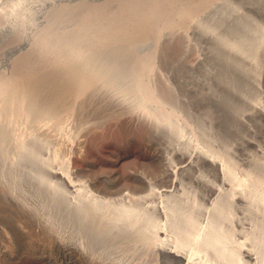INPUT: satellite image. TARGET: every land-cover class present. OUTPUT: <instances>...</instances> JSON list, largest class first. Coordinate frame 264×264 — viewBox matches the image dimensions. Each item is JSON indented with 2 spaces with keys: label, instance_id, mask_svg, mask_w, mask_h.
<instances>
[{
  "label": "rangeland",
  "instance_id": "1",
  "mask_svg": "<svg viewBox=\"0 0 264 264\" xmlns=\"http://www.w3.org/2000/svg\"><path fill=\"white\" fill-rule=\"evenodd\" d=\"M149 1L0 0V18L3 21L4 18L17 21L16 23L22 26L20 28L18 25L21 34L25 32L26 37L44 36L43 33L49 31L54 38L53 48L48 50V53L47 50L43 53L45 57L42 55L44 51L42 47L34 51L32 47L29 48L30 45L19 48L21 50L11 49L6 54H0L3 55L0 57V77H14L16 72L18 75L23 73V76L38 74L39 66L42 71L39 73L40 77L47 71L48 75L46 72L42 77L60 75L58 78L62 79L65 75L64 70L71 71L73 65L68 63L67 66L65 60H60L63 54L64 58L67 57L66 55L72 56L71 53L66 54L61 51L67 52L66 48L71 47L69 49L71 51L77 47L78 54L73 53L74 60L78 63L84 61L81 64L90 61L93 71L95 67L96 71L98 68V72L102 69L103 74L105 73L100 74L105 80L101 78L99 81L104 85L101 83L100 87V83L97 82L94 84L95 87L92 86L95 93L92 87L91 92L89 91L97 101L89 96L88 92L90 98L86 95L85 102L102 101L101 95L107 92L119 98L123 96L122 99L126 101L127 99L141 101L143 92L140 91L143 90H140L142 85L138 82L142 80L148 82L150 78L148 84L151 82V86H156L154 82L159 85L163 80L177 90L174 89L173 93L175 95L177 92L178 96L177 94L168 96L167 98L171 100L167 101L166 105L169 110L174 111L175 108L174 117L184 125L181 126L184 127L182 136L179 134L181 130L178 129L174 132L176 138L173 137L174 135L172 137L162 135L163 138L159 136L156 141V137L155 143L151 144L144 138L147 135L145 133L147 123L141 122L144 126L139 124L141 128L145 127V130L141 129L137 122L138 135L136 128L135 130L138 142L131 145L125 140L122 130L123 125V129L131 126L130 119L121 121V124L112 119L100 127L90 129V117L88 118L92 116L90 114L86 116L78 113L68 115L64 119L58 116L51 118L45 112L25 115L20 113L23 109L22 105L13 95L6 92L1 95L0 174L5 170L7 180L10 181L8 183L10 185L15 183L19 188H22V184L23 187L25 184L40 186L47 193L54 194L55 200H49L40 210L25 209V212L29 211L25 213L22 209H19L21 211L19 212L16 207L5 206L11 204L3 196L0 197V264H70L65 253L50 247L49 241L52 237L59 240V233H64L67 239L85 238L87 241H94L84 254V264H178L173 258L162 256L153 250L151 252L150 245L134 239L136 232L106 236L109 227L99 224L100 216L108 217L120 211L121 202L134 208V213H142L146 210L152 212L160 206H166L167 212L175 215L177 213L179 217H184L186 212L193 211L195 218L191 226V236L187 237L186 245L180 249L187 255L186 262L190 260L193 263L194 260L193 264H230L229 262L263 264L264 0H213L200 8L197 13L194 9L193 14H195L186 17V20L183 15L188 14L187 9L192 14L191 9L198 0L196 2L189 0V3L186 2L188 0H182L177 6L181 9V13L186 11L181 14L183 18L166 20L167 28L163 25L165 15H162L164 18L159 16L158 22L153 21L157 22L155 24H158L160 34L153 32L148 25L146 32L148 30L149 33L151 32L150 34L147 32L148 35L141 31L136 32L138 34L129 33L127 37H122L123 39L119 38L120 35L117 33L120 26L133 30L141 26L142 22L143 25L145 23L154 25L153 18L150 21L152 23L146 20V16L150 17L148 14L141 21L132 18L137 4ZM152 1L149 3L152 4ZM191 1L194 2L193 5ZM129 2L131 5L135 2V5L130 6ZM121 4L127 5L125 7L127 10L130 6L132 14ZM182 4H186V10H183L185 8ZM100 5L102 9L99 8ZM149 7V10H154V4ZM90 8H95L92 9L94 13L93 15L90 13L89 16L92 15L90 18L100 11L103 14H96L94 20L90 21V18L86 17L92 12ZM120 9L123 10L122 13L119 12ZM110 12L116 17L114 19L111 16V21L108 19V22L106 18L107 14L111 15ZM131 18L136 22L133 23ZM9 20L6 21L10 22ZM176 22L177 25L180 22L178 26L181 28L175 26ZM124 23L126 25H123ZM100 25L104 27V31L109 30L101 39L97 38L99 28L102 27ZM170 25L175 26V29ZM11 35L8 36L9 39L11 38L10 42L14 37ZM21 53L27 55L25 59L24 56L22 58L25 64L20 60ZM16 56L20 59L17 60ZM140 57L149 58L148 65L146 64L148 69H143L145 73L134 66L135 61ZM56 58L57 61L54 63L53 59ZM20 61L23 63L19 68L17 63H21ZM38 61H41V65L44 63V66L41 67L39 64L36 66L35 63ZM58 61L66 64L63 62L57 64ZM49 62L51 64H48ZM52 62L56 64L55 68ZM134 68L138 72H135ZM51 69L55 72H52V75ZM57 71L63 73L62 76ZM138 78L141 80L138 81ZM60 84L58 89L64 83ZM106 84L119 95H115ZM105 86L109 90L108 88L106 90ZM163 88L166 91V88ZM163 90L158 93L166 99ZM175 98L179 101H175ZM40 99L43 101L42 97ZM73 99L74 97L69 101L72 102ZM85 119H88L89 123ZM177 136H180V140ZM171 138H174L173 140L178 144L181 143L180 146ZM157 148L162 151H154ZM194 153L198 154V158L192 161L187 170L177 176L171 174L169 169L174 170L181 164H186ZM227 166L232 170H229L231 173L225 174L224 169ZM65 175H70L72 180ZM240 177L248 179L247 188L252 186L254 189L257 185L254 190L246 189L243 204L235 202L232 193V188L237 187ZM145 178L153 183L155 194L153 192V195H148L150 189L142 187ZM174 179L177 183L173 185ZM94 185L105 189V198L95 194L92 188ZM165 189L174 191L169 194L170 190H168L163 194ZM106 199L110 201L106 202ZM97 200H102L103 203L101 215L96 214L99 218L91 219L93 225L90 221L80 223L77 220L78 213L66 208L72 201L94 203ZM14 209L18 214L13 212ZM37 211L38 216L35 215ZM134 213L132 215L126 212L129 216L136 215ZM157 215L161 218V223L166 220V234L169 236L166 245L174 247L178 234L173 231L171 221L167 223V216L165 218L160 212ZM211 217L213 219L217 217L215 219H219L217 221L223 224L221 226L228 235V246H232L231 249L235 246L233 250L239 248L240 251L236 249L238 251L236 252L245 254L242 255L243 259L240 255L234 254L233 258L231 257L232 261L229 258L227 263V260H224L226 258H219L214 254L216 253L214 250L208 251L212 253H208L210 257L204 250L193 255L194 258L191 256L193 241L190 238L198 236L203 231V227L207 226L208 220L212 219ZM100 232H103L101 233L103 236L95 240ZM166 234H162V238L166 239ZM217 258L220 260L218 261Z\"/></svg>",
  "mask_w": 264,
  "mask_h": 264
},
{
  "label": "bare ground",
  "instance_id": "2",
  "mask_svg": "<svg viewBox=\"0 0 264 264\" xmlns=\"http://www.w3.org/2000/svg\"><path fill=\"white\" fill-rule=\"evenodd\" d=\"M146 1H148V0H146ZM179 1H182V0H153L152 4H150L149 2L148 3L141 2V3L137 4V6L134 8L135 10H134L133 17L129 16V18L132 17V18H135V19H138V20L141 21V20H143V19H145L147 17L146 20H148L149 22L152 20L151 18H153V20H152V22H153L154 20L156 21L159 16L162 17V15H165L164 17H166V18L162 17V18L165 19L164 20L165 22L163 23V25H165V23H167L166 20L168 21L171 18H172V20L175 19V18H177V20H178V19H181L183 17H184V19L186 17H189V16L192 17L191 15L195 14V13L193 14V10L194 9H195L194 12L196 11V13H197L200 10V8H202L204 5H206L207 3H209V2H211L213 0H198L196 4H194V2L191 1V4L195 5V6H193L194 8L191 9L192 10V14H190L191 12H188L189 9L186 10V7H187L186 4L185 5L182 4L184 6V8H185L183 10H186L187 13L190 14V15H188V14L185 13V15H183V17H181L182 16L181 14L183 12H186V11H183L181 13V9L178 8V6H177ZM186 2L189 3V0L186 1ZM195 2H196V0H195ZM123 3H125V2H123ZM134 3L132 5H135ZM181 3L179 2V4H181ZM129 4H130V2H129ZM153 4H154V10L153 9L149 10L150 7H151V6L149 7V5H153ZM132 5L130 4V6H132ZM192 5H189V6L192 7ZM95 6H97V5H95ZM100 6L101 7H99V8L102 9V5H100ZM121 6H124V5L121 4ZM126 6L127 5H125L124 8ZM130 6H128L129 10H127V8H125V10L126 11H130V13H131V11H132L131 9L132 8L130 9ZM95 8L97 9V7H95ZM95 8H90V10L91 11H92V9L95 10ZM121 9H122V7H121ZM121 9H120V11L118 10L120 13H122V11H123V10L121 11ZM98 10H100V9H98ZM103 10H105V9L103 8ZM93 11L92 12L88 11L89 14H87V12H86V14L88 15V16L86 15V17L90 18L93 15V13H94ZM112 12H110L111 15H108L109 14V12H108V14H107L108 17L106 18L107 20L108 19L110 20L111 16H112V18L115 19L116 16L114 17V15H112ZM90 13L92 14L91 16H89ZM99 13L103 14V12H101V11L97 12L96 14L99 15ZM105 13H107V12H105ZM117 13H114V14H117ZM124 13H125V11H124ZM131 14H129V15H131ZM147 14L150 17H148V16L145 17V15H147ZM4 15H5V13H4ZM93 17L90 18V21L94 20ZM178 17H180V18H178ZM117 18H119V17H117ZM129 18H128V20H129ZM9 19H6V20H9ZM91 19H93V20H91ZM6 20L4 18V21H3V19L0 18V41H1L0 42V54H4V53L6 54V52H9V50H11V49L13 51L14 50L17 51L21 47L24 48V46L26 47V46L30 45V47L29 46L28 47L29 48L32 47L31 49H33L34 51L40 50V48L42 47L41 49L44 50V51L42 50L43 51L42 55H43L45 50H47L46 52L48 53V50L53 48V39L54 38H53V36H52L53 34H51V32H49V31L44 32L43 33L44 36H42V35L41 36H39V35L30 36L27 33V35L29 37L28 36L26 37L25 32H24L25 35L20 33V30H21L20 28L22 26L19 25L18 23H16L17 21L13 22V21L9 20L10 22H8ZM87 20H89V19H87ZM109 20H108V22H109ZM132 20H130V21H132ZM90 21H88L89 24L91 23ZM134 21L135 20H133V23H134ZM152 22H150V23H152ZM157 22H158V20H157ZM157 22H155V23H157ZM125 23L127 24V22H125ZM125 23L123 25H126ZM140 23L141 22H139V24ZM155 23L153 22L154 25L146 24V23L143 25V22H142L141 26L133 28V30H130L128 28L126 29L125 27L120 26L121 28H118L119 29V33H117V32L116 33L118 35H120L119 38L120 37L121 38L122 37H127L126 35L129 34V33H132V32H135V33L139 32L140 33L141 31H142V33L145 32V34L148 35V33H149L148 31L149 30L147 31L148 32L147 33L146 29H148L149 26H150L149 29H152L153 32L159 33L160 29L157 28L158 24L156 25ZM179 23H178V25H179ZM137 24H138V22H137ZM171 24L173 25V22ZM175 24H176L175 26H178L177 22ZM18 25H19V27L20 26L21 27L19 28ZM90 25H92V24H90ZM167 25H169V24H167ZM180 25H182V24H180ZM100 26H102V25H100ZM175 26H171V27H173V29H175ZM262 26H263L262 28L264 30V23H262ZM167 27L168 26H166V28ZM178 27H180V26H178ZM178 27H176V28H178ZM96 29H98V28H96ZM118 29L116 28V30H118ZM161 29H163V27ZM165 30L166 29H164V31ZM178 30H179V28H178ZM106 31H104V27L103 26L100 27L99 31H98V35H97L99 37H97V38H99V39L103 38L108 33L109 30L107 31V33H106ZM162 33H163V31H162ZM136 34H138V33H136ZM166 34L168 35L169 33H166ZM10 35L14 36L13 37L14 41L12 39V42H10L11 38L9 39V37H8ZM154 35L156 36L157 34H154ZM161 36H162V34L160 35V38H161ZM119 38H117V39H119ZM156 40H158V39H156ZM36 42H37V44L35 45ZM76 48L77 47H75L71 51H69V49H71V47L66 48L65 50L68 49L67 50L68 53L61 51V53H66V54H70L71 53L72 56H68V55L65 54L67 57L65 56L66 58H64L63 57L64 54H63V56L61 55L62 58H60V60H65V62H67V66H68V63L73 65L70 68L72 70L71 71L69 70L70 72L69 71L65 72V70H64V73H65L64 76H62L63 73L61 74V72L58 73V71H57V73L61 74V76L63 77L62 79H61V77H59L60 79L58 78V76H60L58 74H56V75H58V76H56L57 78L54 77V76H53L54 78L52 76L51 77L50 76L45 77L46 75L44 77H42L44 75V73L46 74L47 71L44 72L42 74V76L40 77L39 73H41L42 71H40L41 68L38 65H36V64L41 65L40 64L41 61L40 62L38 61L39 63L38 62L37 63L33 62V64L35 63V65L38 66V68L35 67V68L39 69L38 70L39 71L38 74L37 73L34 74L32 72L33 73L32 75L31 74H26V76H27L26 77V76H23V73H19V74H22V75H18L17 72H16L15 76L12 75L14 77H10V78H8L6 76L5 77L4 76L0 77V96L3 95L5 92L7 94L10 93L11 95H13L14 99L17 100L20 103V105H22L23 109L20 111V113H23L25 115L37 114V112H43V113L45 112V114H47L51 118H54V117L57 118V116H58V117H60V119H64L68 115H76L78 113H80V114L82 113V115L84 114L86 116H88L90 114V115H92V116H88V118L90 117L89 118L90 123L88 122V119H85L86 122L91 125V126H89V124H88L90 129H93L94 127L97 128L98 126L100 127V125H102V124H104V123H106V122H108V121H110L112 119H114L113 121H117L118 123L120 122V124H121V121H125V120L127 121L128 119H130L131 126H129L126 129H123L124 125L122 124L123 125L122 130H124L123 134H124L125 140L131 145L136 143V142H138L137 135H138V131L139 130H137V128H136V126H137L136 123L137 122H138L137 123L138 126H140L139 124H142L141 122H146L147 123L145 125L146 127L148 126L147 127V132H145V133H147V135L145 134L146 137H144V138L146 139L145 141H147V142L149 141L151 144L155 143L154 141H155L156 137H157L156 138V141H157V139H159L158 137L159 136L162 137V135L166 136V137H172L174 135L173 137L176 138L174 132L177 131L178 129H179V131L181 130L180 132H182V133L179 132V134H181V136L183 135V132H184L183 128L184 127H181V126H184V125H183V123H180L178 118L174 117V114H176V112H174L175 108L173 109L174 111H172V110H169L167 108L168 105H166L168 103L167 101L171 100V99H168L167 97L174 95V93H173L174 91L173 90L175 89V87H173L171 84H169L167 82L164 83L163 80L161 82L163 86L160 85L161 83L159 85H157V83H155V82H154V84H156V86H151V82H150V84H148V82L150 81V78H149L148 82L143 81V80L140 81L142 79V77H143L142 76L141 79L138 78L139 79L138 81H140L138 83H140L142 85L141 86L142 88L140 90H143V91H140V92H143L142 93L143 95L141 94L143 96V98H141V101H139V100L136 101L135 99H133L134 101H129L130 99H127V98H126L127 99V101H126V100L122 99V98H124L122 95H121L122 98H119L118 96H112L111 93L107 92V93H103V95H101V97H103L102 101H99L100 100L99 99L98 100L99 102H95V100L97 98L95 99V97L90 94V92H91L90 89L95 83H97V82L100 83L99 81L102 78L100 74H103V70L100 69V72H98L99 69L96 67L97 68V71H96V69L94 67V71H93V68H92L93 65L91 66L90 61H86L85 63H83L84 64L83 65L81 63L84 62V61H82V62L79 61L80 63H78V61L74 60L75 57H73V53L74 54L77 53V50H78V49L76 50ZM19 50H21V49H19ZM30 51H29V53L32 52V51L31 52ZM51 51H50V53H51ZM129 51H131V49ZM39 52H37V54L38 53L41 54V51H39ZM7 55H8V53H7ZM20 55H22V53L19 54V56ZM2 56H0V57H2ZM23 56H24V58H23ZM25 56H27V55L20 56L21 59H20V57L16 56V59L18 60V58H19L20 60H22V58L25 59ZM35 56L37 57V55H35ZM43 57H45V56L43 55ZM58 57H60V56H58ZM148 57H150V55ZM57 58H56V60L53 59V62L57 61ZM148 59L149 58H146V57H140L134 63L135 68L137 70H142V72L144 71L143 70L144 68L147 70L148 68H146V67H148V66H146V64L149 62ZM14 60H13V62H14ZM86 60H88V59H86ZM89 60H91V59H89ZM22 61H20L21 63H17L16 62L18 64V65L17 64L16 65L17 66H19L20 64L22 65V63L24 62V61L23 62ZM74 61H76V64H75ZM150 61H153V60H150ZM53 62H52V64H53L52 66L54 67L56 64H54L55 62L54 63ZM59 62L60 61H58L57 64ZM62 62H60V63H62ZM65 62H63V63L66 64ZM24 64H25V62H24ZM30 64H32V63H30ZM42 64L43 65H41V67L44 66V63H42ZM48 64H51V63L49 62ZM150 64H153V63H150ZM32 65H31V67L34 66V65L33 66ZM17 66H16V68H17ZM74 66H75V68H74ZM53 67H51V68H53ZM19 68H20V66H19ZM22 68L21 69L24 70L23 66H22ZM151 68H153V67H151ZM136 69H135V72L137 71ZM149 69H150V67H149ZM101 70H102V73H101ZM52 72H54V71L53 70L51 71V75H52ZM149 72H150V70H149ZM139 73H140L139 75H141V72H139ZM144 73H145V71H144ZM107 74H109V73H107ZM47 75H48V72H47ZM148 75H149V73H148ZM103 80H105V79H103ZM58 82H60V83L63 82L64 83L59 89H58V87L61 84L58 83ZM106 82H108V81H106ZM111 82H113V81H111ZM111 82H110V84H111ZM101 83H100V87L102 86V84L104 85V83H102V84ZM152 84H153V82H152ZM107 86H105L106 90L109 87V86L108 87ZM94 87H95V85H94ZM160 87H161L162 90L164 89L163 87L166 88V91L163 90L164 93H166V99L165 98L163 99L162 96L159 95L160 93H158V92L162 91L161 89L159 90ZM98 88H99V85H98ZM109 88H108V90H109ZM92 90H93V87H92ZM97 90H99V89H97ZM102 90H103V88H102ZM94 91L95 90H93V92ZM55 92H56V94H53ZM88 92L90 94L89 96L94 97L95 100L91 97L94 100V102L90 103V101L89 102H85L86 100L84 101V99L86 98V95L88 96ZM94 93H92V94H94ZM113 93L115 94L114 91H113ZM43 94H45V96H42ZM176 94H177V92H176ZM176 94L174 96H176ZM69 95H70V97H69ZM115 95H119V94H115ZM163 96L165 97V94ZM177 96H178V94H177ZM41 97L43 98V101H40ZM73 97H74L73 101L70 102L71 100L69 101V99H71ZM177 98H175L176 99L175 101H179V100H177ZM60 109H61V112H60ZM130 121H128V122H130ZM127 124L129 125V123H127ZM127 124H126V126H127ZM142 126H144V124H142ZM135 128L137 130V135H136ZM140 128H141V126H140ZM142 128H144L146 130L145 127H142ZM144 129H143V131H145ZM179 137L177 139H179ZM173 139L171 138V140H173ZM174 142L177 145H179V146L181 144V143L178 144L176 141H174ZM177 145H175V146L177 147ZM154 151H162V149H158L157 148ZM197 158H198V154L194 153V155H191L190 160H188L189 163L187 161L186 164L183 163V165L181 164V166H179L178 168H175L174 170L173 169H169L171 174H175L176 176L181 174L184 170H187L190 167V165L193 163L192 161L193 160L196 161L195 159H197ZM163 168H165V167L163 166ZM161 170H163V169H161ZM229 170L231 171L232 169H230L228 166L225 167L224 173L225 174H227L228 172L231 173ZM65 176H66V178L72 180V177L70 175H65ZM7 177L8 176H6V171L5 170L1 171V174H0V197L3 196L8 201V203L11 204V205H9V204L6 205L4 203L5 206H8L9 208H12V206H13V208L16 207V208H18L17 210L19 212H21L20 211L21 209H22L23 212H25L27 209H34V208L36 210H40V209H43V206H45L44 204L46 202H48L49 200L50 201H54L55 200V195L54 194L47 193L40 186H31L30 184H28V185L25 184L24 187H23V184H22V188H19V187H16L15 183L13 185H10L9 184L10 181H8L9 179L7 180ZM175 178H178V177H175ZM176 180H178V179H176ZM237 180H238V178H237ZM259 180H260V178H259ZM143 181H144V184H143L142 187L146 188V189H150V191H151V193L149 191L148 195H151L153 192L155 194V189L153 187L154 186L153 183H151L150 181H147L146 178ZM174 181H175V179H174ZM247 182H248V179H246L244 177H240L239 181H238L239 184L237 185V187L234 186L232 188L233 189L232 193L234 195L235 202H238V203L241 202L243 204L245 202L246 189L250 188L251 190H254L255 187L257 186L256 185L254 187V189H252L253 188L252 186L247 188V186L249 185L248 184L249 182L248 183ZM176 183H177V181L173 182V185L176 184ZM92 188L94 189L95 194L99 195L100 197L104 196V198H105L104 194L106 193V191H105L104 188H102L101 186H97V185H94ZM168 190H170V189H167V190L165 189L162 193L166 194ZM173 191L170 190V191H168V193L170 192L169 194H171ZM255 191L257 192L258 189H256ZM7 192L9 193L8 195H7ZM252 192L253 191H251V193ZM253 195H254V193H253ZM45 200H47V201H45ZM109 201H110V199H109ZM109 201L107 200L106 202H109ZM102 203H103L102 200L101 201L97 200L94 203H80V202H77V201H72L66 208L70 209L71 211H74V212L78 213L79 216L77 217V220H79L80 223L81 222L85 223L87 221H90L91 225H93L94 223L91 221V219L92 218H95V219L99 218L96 214H98V215L100 214L101 215V207H102L101 205H102ZM4 204H2V206ZM119 205L122 206V209L120 211L115 212L114 214H111L108 217L100 216L99 224H102V225L105 224L106 226L109 227V231L107 233H105L106 236H109L111 234L118 235V234H127V233H131V232H136L137 235L134 237V239H136L137 241H141V242L145 243V245L146 244L150 245L151 252L153 250L154 252H156V253H158V254H160L162 256L173 258L175 260V263H178V264H193L194 263V260H193V263H192V261H190L189 259H188L189 261L186 262L187 255H186V253H183L182 250H180L181 248H183L186 245V243L188 241L187 237L191 236V230H192L191 226H192V224H194V218H195V214H194L193 211H190L188 213L186 212L184 217H179V215H177V213H176V215H177L176 216L174 213L172 214V212H167L166 211V206L156 207L155 210H153L152 212L150 210H146L145 212H142V213H134L135 209L131 208V206L126 205L124 202L123 203L121 202ZM3 209L6 210V208H3ZM8 210H12V209H8ZM17 210H16V212H17ZM13 212H15V209H14ZM28 212H25V213H28ZM126 212L128 214H132L133 215V213H134L136 215L129 216V215L126 214ZM158 212L164 214L165 218L167 216V223L171 221L170 223H171V227L173 228V231L178 234L176 236L175 246L174 247H168V245H166V242L169 239L168 238L169 237L168 234H166V230H167V228H166V220H165L164 223H161V218L157 215ZM16 214H18V212ZM37 214H39L38 211H37V213L35 215H37ZM183 214L184 213H182V215ZM20 215L23 216V214H21V213H20ZM26 215L28 216V214H26ZM27 216H24V217H27ZM33 217H34V215H33ZM215 218H217V217H214V219L212 218L211 220H208V223L206 224L207 226H205V228L203 227V231L198 236H194V237L190 238L193 241V243H192L193 244V251L191 253V256L197 255V254H199V252L204 250L205 252L207 251L206 252L207 256L210 257V255H208V253L211 250H214V252H216L217 254L214 253V252L213 253L215 255H217L219 258L220 257L221 258H223V257L226 258V259H224V258L223 259L227 260V263L229 262L228 261L229 258L230 259H231V257L233 258L234 254L237 255V256L240 255L241 258H242L245 254L244 255L242 254L243 255L242 256L240 252L237 253L238 252L237 250L239 248L237 249V247H236L237 250L234 249L235 250L234 251L233 248L235 246L232 249H231L232 246L231 247L228 246L227 231H225L224 227L221 226L222 223H219L217 221L219 219H215ZM50 224H53V223H50ZM45 225H47V224L45 223ZM48 225H49V223H48ZM102 225H100L101 228H103ZM101 233H103V232H100L99 235H97L95 237V240L103 236ZM162 234H166V239L162 238ZM228 234H229V231H228ZM59 237H60V239H59ZM51 239L52 240L49 239L50 240L49 241L50 242L49 243L50 247L56 248L58 251L60 250L61 252L65 253L66 256H68L67 258H68V261H69L70 264H84V258H83L85 256L84 254L87 253L86 251L88 250L89 247H91L90 245L92 243H94L93 240L90 242V241H87L85 238L67 239L66 236L64 235V233L63 234L59 233V236H58L59 240H57L56 237L54 239L52 237ZM240 246H241V243H240ZM239 251H240V249H239ZM245 253H246V251H245ZM263 253H264V251H263ZM209 254H212V253H209ZM191 256L189 257L190 259H191ZM194 257L195 256H193V258ZM213 258H215V257H213ZM219 258H217L218 261L220 260ZM230 261H232V259ZM229 263L231 264L233 262H229ZM263 264H264V260H263Z\"/></svg>",
  "mask_w": 264,
  "mask_h": 264
}]
</instances>
